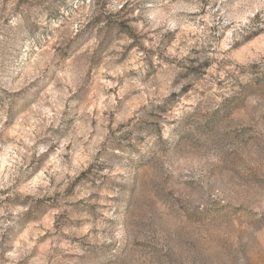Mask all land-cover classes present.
Segmentation results:
<instances>
[{"label": "rangeland", "instance_id": "374dc122", "mask_svg": "<svg viewBox=\"0 0 264 264\" xmlns=\"http://www.w3.org/2000/svg\"><path fill=\"white\" fill-rule=\"evenodd\" d=\"M0 264H264V0H0Z\"/></svg>", "mask_w": 264, "mask_h": 264}]
</instances>
